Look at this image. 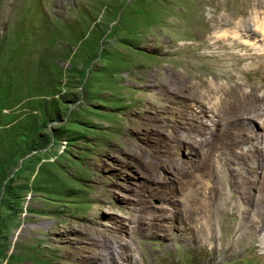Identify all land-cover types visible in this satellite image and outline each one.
<instances>
[{"label": "rangeland", "instance_id": "obj_1", "mask_svg": "<svg viewBox=\"0 0 264 264\" xmlns=\"http://www.w3.org/2000/svg\"><path fill=\"white\" fill-rule=\"evenodd\" d=\"M256 4L0 0V264H264V58L208 41Z\"/></svg>", "mask_w": 264, "mask_h": 264}, {"label": "bare ground", "instance_id": "obj_2", "mask_svg": "<svg viewBox=\"0 0 264 264\" xmlns=\"http://www.w3.org/2000/svg\"><path fill=\"white\" fill-rule=\"evenodd\" d=\"M255 2L257 3L255 5L256 8H254L252 12V20L255 22L253 29L250 28L248 24H246L247 22L245 20H240L235 24V26L230 28L228 27L229 25H231L230 18L226 17L225 20L223 19V21H225L224 23L226 27H223L221 24L214 26L211 35L208 37V41L214 46L218 45V43H221L223 46H227L228 49H234L237 46L245 47L246 49L253 48L257 55L254 54V56H252L251 54L246 53L247 55L244 56V59H254L259 57L263 59L264 20L262 22L260 21L264 19V2H262L261 0H255ZM258 5L260 6V8H262L261 11L257 10ZM240 14L241 13L239 11L238 13H234V16ZM242 53L240 55H243ZM224 59L225 58L214 60L215 63L217 62L216 66L218 65V69H213V72H215V76L217 75L216 73H218L217 77L220 78L226 77L225 73L222 71V68L226 64ZM170 74L172 77L178 76V81L181 80L182 84L185 83V80H187L188 82L190 80H196L195 84H190V86L187 84L185 86V91L188 93L192 88H194L200 93V95L202 96L201 98L207 99L208 101L210 99L214 100L215 102H213L212 106L217 105L218 109L228 111L229 113L239 110V112L249 114L252 110L251 108H253V105L256 104V102L261 98L259 95H256L253 92H245L242 88L243 84H231L230 81H232V75L230 74V76L228 75V79L226 78L227 80L225 83H218L214 81L215 77H213L212 80L204 79L202 76H198L197 74H195L193 68H188L187 70H171ZM220 94H222L224 97L218 98ZM246 117L250 119V115Z\"/></svg>", "mask_w": 264, "mask_h": 264}]
</instances>
